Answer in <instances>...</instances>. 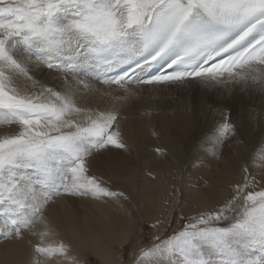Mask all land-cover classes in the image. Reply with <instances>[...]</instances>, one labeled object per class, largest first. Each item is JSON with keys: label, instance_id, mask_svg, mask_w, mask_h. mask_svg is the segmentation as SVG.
<instances>
[{"label": "snow or ice", "instance_id": "1", "mask_svg": "<svg viewBox=\"0 0 264 264\" xmlns=\"http://www.w3.org/2000/svg\"><path fill=\"white\" fill-rule=\"evenodd\" d=\"M154 65L158 74L136 77ZM38 67L59 83L37 78ZM92 80L121 103L139 95L136 85L264 91V0H0V123L18 126L0 137V239L22 241L41 224L31 233L38 242L29 241L34 264L53 256L73 264L69 244L46 242L57 199H127L92 170L110 146L130 150L115 105L78 106ZM214 112L210 149L191 167L246 140L247 125L227 104ZM258 159L242 157L227 199L163 239L155 234L133 264H264V153ZM211 181L201 174L191 187Z\"/></svg>", "mask_w": 264, "mask_h": 264}, {"label": "rangeland", "instance_id": "2", "mask_svg": "<svg viewBox=\"0 0 264 264\" xmlns=\"http://www.w3.org/2000/svg\"><path fill=\"white\" fill-rule=\"evenodd\" d=\"M36 74L37 78H43L51 84L59 83L51 70L46 67H38ZM91 84L93 91L82 94L78 101L83 99L82 101H87V107L97 109L111 108L115 105L120 113L125 107L130 113L128 122L132 125L138 122H146L152 119L154 115L160 124L167 120L172 121L174 118H183L190 123L183 131L171 126V124L170 127L165 128L159 125L150 136H147L146 132L145 135L133 131L131 133L129 129L130 134L125 135L123 133L130 146L129 151L110 146L109 149L103 151V154H97L96 166L92 170L97 175H103L113 191L123 192L127 196L126 200L100 199L107 204V207L99 209L103 220L110 215L120 219V225L116 229L117 232H120L117 235L118 243L113 247L116 260L113 262L103 261V255L97 251L85 250L82 244L75 250L71 244L73 263L133 264L139 249H146L155 242V234L158 233L163 239L182 228L185 216H195L200 209H214L219 206V203L224 200L223 195L218 199L215 196L211 198L209 196L200 197L196 196L194 190L191 189L185 194L183 171L186 172L187 165L188 169L192 168L191 161L197 154L202 153L205 147L210 149V145H206L205 141L209 140L213 134L215 128L214 110L221 104H227L231 108L232 115L247 125L244 143L233 142L222 149L221 158L232 155L240 160L242 157L251 158L255 153H264V93L258 87L251 89L240 86L204 88L197 85L194 88H168L136 85L135 87L139 89V95L121 103L115 100L116 93L104 94L109 90L108 86L95 80H92ZM89 95L92 98L89 99ZM209 107L213 110L212 114H209ZM0 125H7L8 128H11L5 130V134H1L0 137L18 131V126L15 124L0 123ZM131 129L133 130V128ZM144 147L151 150L150 166L155 163L160 168L165 163H170L173 169H163L158 174L145 173V159L139 158L137 155V152ZM157 148L164 149L165 154L158 153ZM229 158L232 159V157ZM208 161L206 162L209 164V169H212L215 160L209 156ZM123 162L132 167L129 175L125 177L118 174V169ZM236 172L237 176L240 177L238 170ZM144 179L148 183H159L163 187L161 195L150 199H157L158 202L144 201L142 194L149 190L142 189L141 182ZM191 181L192 179L187 181L189 188ZM232 186L233 183L227 189L228 192L226 193L229 194L225 199L231 195ZM255 190L260 189L257 187ZM209 192L210 190H207L206 195ZM93 200L88 197H62L51 205H74L84 208L86 205L92 206ZM159 205L163 206V209L158 211L154 206ZM157 220L163 222V226L157 224L155 229L150 228L149 225L156 223ZM105 225L111 228L108 221L105 222ZM108 238L109 235H102L101 237L106 241Z\"/></svg>", "mask_w": 264, "mask_h": 264}, {"label": "bare ground", "instance_id": "3", "mask_svg": "<svg viewBox=\"0 0 264 264\" xmlns=\"http://www.w3.org/2000/svg\"><path fill=\"white\" fill-rule=\"evenodd\" d=\"M145 71H147V68ZM90 98H92V96L89 95V99ZM82 100L78 101V104L86 106L87 101ZM122 111L120 113L121 119L119 123L120 128L125 135H127L128 133L130 134L131 130V133L133 131L143 133V135H145L146 132L147 136H150L159 125H162V128H165L170 127V124L171 126H175V128H179L183 131L189 126L190 123V121L183 120V118H174L172 121L167 120L165 121V123L160 124L159 121H157L155 118L156 115H154L152 119H149L146 122H138L132 125L128 122V116L130 115L128 110L124 107V110L122 109ZM8 127L9 126L7 125H0V135L3 134L5 130L11 129ZM131 128H133V130ZM137 155L139 158L145 159V173L148 172L149 174H158L163 169H173L170 163H165V165L160 168L157 167L155 163L152 164L153 166H150L149 160H152V154L151 150L148 147H144L142 150L138 151ZM259 155L260 153H255L253 156L257 158V164L260 163L258 159ZM229 157H232V159H230ZM238 161L239 160L231 155L227 158L222 157L218 160H215L214 164L212 165V169H209V164H207L206 161L200 169H197L195 167L188 169L187 165L185 169L186 172L183 171L184 176L182 175L185 187L184 193L187 194L189 189L193 190L192 187L189 188L187 186V181L191 179L195 180L198 175L203 174L206 177H212V181L209 183L210 185L208 184L209 186L201 185L200 187L195 189V195L200 197L209 196L210 198L215 196L217 197V199L222 197L223 195L225 200V197L229 194L226 193L228 192L227 189L230 188V185L234 181L240 179V177L237 176L236 172L238 170ZM131 169V166H128L126 162H123L118 169V174L121 177H125L129 175ZM251 170L252 169L250 168V171ZM145 173L144 175H146ZM141 185L142 189H149L145 191V194H142L144 201H150L151 203L158 202L157 199H150L161 195V190L163 187L159 183H148L145 179L142 180ZM207 190H210V192L206 195ZM103 207H107V204L102 200H93L92 206L86 205L84 208H80L74 205H50L48 209V216L51 224L54 226V233L46 237V242L55 245L59 241L63 240L70 246L72 244L75 250H77V247L82 244L85 247V250H94L102 254L103 261L113 262L114 260H116L113 253V247L116 243H118L117 235L120 234V232H117L116 229L120 225V219L118 217L114 218L110 215V217H107L105 218V220H103L99 211V209ZM154 207L158 211L163 209V206L161 205ZM106 221L111 224V228L105 225ZM41 231H43L42 225L36 223L33 226L31 232L25 233V239L22 241H7L0 239V264H34L35 258L33 256L32 243L38 242V238L36 236H33L31 233H39ZM102 235H109L108 240L106 241L105 239H101ZM29 241H32V243H29ZM40 260L42 261V264H68V261L60 256H53L48 260L44 257H40ZM73 264L82 263L79 262Z\"/></svg>", "mask_w": 264, "mask_h": 264}]
</instances>
